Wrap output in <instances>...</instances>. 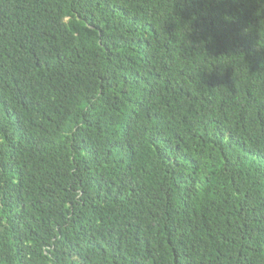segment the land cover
<instances>
[{"label": "trees", "instance_id": "1", "mask_svg": "<svg viewBox=\"0 0 264 264\" xmlns=\"http://www.w3.org/2000/svg\"><path fill=\"white\" fill-rule=\"evenodd\" d=\"M0 264H264V0H0Z\"/></svg>", "mask_w": 264, "mask_h": 264}]
</instances>
